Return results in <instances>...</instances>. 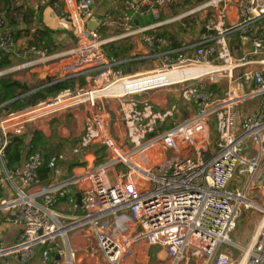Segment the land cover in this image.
<instances>
[{"label": "built area", "instance_id": "2783aa9c", "mask_svg": "<svg viewBox=\"0 0 264 264\" xmlns=\"http://www.w3.org/2000/svg\"><path fill=\"white\" fill-rule=\"evenodd\" d=\"M31 1L0 0V64L7 57L20 61L2 68L0 76L36 68L47 58L43 41L27 43L36 30L28 31L19 15L33 9ZM61 1L75 45L64 56L65 76L53 84L66 79L84 82L33 104L23 101L17 109L7 108L16 98L0 102V224L19 231L11 243L0 240V264H31L37 257L41 264H125L139 246L157 247L168 259L163 264H264V211L247 246L230 238L251 201L245 189L232 186L236 171L254 173L264 154V0H198L196 8L164 20L161 10L177 8L186 0H119L118 9L106 11L96 29L87 26L94 18V0ZM196 13L203 19L189 40L175 45L155 33L159 26L177 22L188 32ZM137 16L154 21L139 26ZM113 27L121 32L105 37L104 30ZM15 32L20 36L14 37ZM132 35H140L147 47L145 58L159 63L152 72L196 67L212 72L106 97L100 93L106 87L139 74L126 73V64L136 59L112 57L107 48ZM224 79L227 91L219 97L209 83ZM250 84L254 88L244 90ZM176 85L181 98L194 103L195 113L166 129H155L176 107L156 109L144 96ZM106 98L122 102L129 147L112 136L100 108V100ZM248 101L256 104L241 116L239 106ZM80 105L88 115L75 151L102 145L106 154L101 163L56 182L39 180L45 164L55 172L56 156L30 152L20 164H10L8 148L15 138L33 126L43 129L58 114ZM252 153L257 160L249 158ZM64 201L71 210L58 211ZM81 228L88 231L81 238L90 250L78 256L72 234ZM224 245L234 246L240 256L234 259L222 250Z\"/></svg>", "mask_w": 264, "mask_h": 264}, {"label": "crops", "instance_id": "0c3cea01", "mask_svg": "<svg viewBox=\"0 0 264 264\" xmlns=\"http://www.w3.org/2000/svg\"><path fill=\"white\" fill-rule=\"evenodd\" d=\"M31 5L33 8L31 10L33 11V14L36 16V18L34 19L33 17H31L32 22L30 24L31 25L30 29L36 30V33H38V31L39 32H43L44 30L48 31V36L44 40L46 41V39H47V40H50V42L48 43L49 46L48 45L44 46L45 49L47 50V54H46L47 58L45 57V59L43 60V62H44V63H42L43 65H39L38 67L33 68V69L19 71L20 72V74L18 75L19 81L26 82L28 80H31L32 77L30 76L29 73H26V72L27 71L34 72V71H38L42 68L40 72L38 71L39 72L38 76L39 77H53V78H55V79H52V80H55L53 82H56L65 76L64 65H63L64 64V56L75 45V38H74V34H73L72 24L69 20L64 19L62 16V13H63L65 7H64V4L61 0H50L49 2H47L45 4H43L42 1H40V0H32ZM118 7H119V0H94V18L93 19H96L97 24H98L99 19L103 16V14L106 11L117 10ZM168 10H165V11L161 10L160 17L162 18V20L168 18L171 15L170 11H168ZM93 19H91L90 21H92ZM136 23L139 26H144V25L140 24L139 21H137ZM167 25L168 24L161 25L157 29L162 30ZM24 26H25V24H24ZM104 31H105V33H107V31H110L109 33H111V34L109 37H111V36H115L118 33H120L121 29L119 27H113V28L106 29ZM36 33H32L31 37L35 34L34 40L30 41L29 43H31V42L33 43L36 41L35 40L37 38ZM122 39L124 40V42H132L133 46H132V48L128 49L127 54L120 55L119 56L120 58H122V59L133 58V59H136L137 61H143L146 59L145 57L148 54V49L142 43V41L140 39V35H132V36L122 38ZM122 39L114 40L112 42H116V41H119ZM179 41H181V40H178L177 43ZM27 43H28V41H27ZM233 43L235 44L234 41H233ZM22 61H25V59H21V62ZM19 62L20 61H16V60L12 59V62L10 64H8L7 66H5L4 69H9L12 65H15L16 63H19ZM41 66H43V67H41ZM128 68H131V67L126 66V73H129L127 71ZM131 72H134L133 68H131ZM201 72H202L201 68H194L192 70H184V71H180V72L171 71V72H167V73H157L156 75L153 73H147V75H145V76H142V77H139V78H136L133 80H129L127 82V84L124 85L125 86L124 91H131V90L138 91V90L143 89V88H155V87H159V86H163L165 84H168L169 81H173L177 78L197 77L198 75L201 74ZM31 84H33V83H31ZM30 87L32 89H36V91H37V90L45 87V85H42L39 87H34V86L30 85ZM213 87H216V89L214 90V93L217 96H219V97L224 96L226 91H227L228 81H227L226 85H224L222 82H220L217 84H213ZM252 88H254V84H250L248 87L244 88V90H248V89L251 90ZM244 90H243V88H241L240 92H244ZM167 91L168 90H165V89H158L157 91H153L150 94H148L149 96H146V94L144 96L145 98L150 100V102L154 105V107L156 109H158V108H171L172 106L176 107L172 117H170L166 122H159L158 121L155 125V129H166V128L170 127L171 125H173L174 123H177V122H180V121L187 119L189 116H191L193 113H195V110H196L193 102H188V101H184V100L181 101L180 97H179L180 99L177 98V100H175L173 103H170V101L167 100V98H166L167 97V95H166ZM180 101L183 102L184 104L183 105L180 104ZM243 104L246 105V107H247L246 111H248L249 109H251L256 104V101H248V102H245ZM100 108H101L103 114L106 116V118L110 122V129L112 131V136L117 141V143L122 145V146H128V147L131 146L130 140L128 138L125 127L123 125V114H124L125 109L123 108L122 102L119 100H116V99H112V98L102 99V100H100ZM239 110H240V108H239ZM244 112H245V110L240 111L239 114L242 116V114ZM87 115H88V113L86 112L84 119H83L82 126L76 135L77 143H76L75 147L73 148L74 155L79 158V163L78 164L76 163L77 165L74 166V168L72 169L71 175L62 176L59 174V167H58L59 162H58L57 166L55 168V172H53V174L51 176V179H52L51 181L56 182V181L62 180L64 178L72 177L75 175H80L86 169L94 167L104 160L106 153H105V149L102 145H93V146H90V147L85 148V149H80L79 152L75 151L78 147L79 140H80L81 135L83 133L85 119H86ZM55 121H56V118L53 119L48 125H46L41 130L44 133L48 132L51 129V126L55 123ZM33 127H35V126H33ZM212 141H213L212 146L215 147L213 144H214V142L218 141V137L216 140H214V137L212 136ZM28 153L29 152H27V149H26V152H24L23 159L26 156V154H28ZM112 173L115 175L114 171ZM68 209L71 210L69 204L66 201L62 202L61 204H59L57 206V210L61 211V212H66ZM122 220H123V218H122ZM118 222H120V221H118ZM18 232L19 231L16 228L12 229L8 225L2 226L0 224V238L7 241L8 243H11L14 241V239L18 235ZM84 234H88V231L84 230L82 228L76 230L74 235L72 234L73 246H76L80 249L78 252V256H82V255H84L85 252H88L90 250L87 247L85 240L82 239L83 238L82 236ZM153 247H155V246H153ZM140 248L143 249L144 247L141 246ZM155 248H157V247H155ZM11 264H15V263L11 262ZM31 264H41L40 258L37 257L36 259H34V261ZM138 264H140V263L138 262Z\"/></svg>", "mask_w": 264, "mask_h": 264}, {"label": "rangeland", "instance_id": "374dc122", "mask_svg": "<svg viewBox=\"0 0 264 264\" xmlns=\"http://www.w3.org/2000/svg\"><path fill=\"white\" fill-rule=\"evenodd\" d=\"M200 3H191L188 5H181L177 8H169L168 11H170L171 15L177 16L184 13L186 10L196 8ZM201 19H203V15L201 13H196L195 17L189 20L190 23V30L182 31L181 30V23L177 22L174 24H169L163 28V32L167 31L169 33L176 34L177 40H189L192 37H194L197 33V28L199 23L201 22ZM162 20V18H160ZM32 30V29H31ZM28 30V31H31ZM110 31H107L105 34V37H109L111 33ZM133 46L132 42H127L125 47ZM128 52V51H127ZM127 54V53H126ZM159 66V63L157 61L151 60V59H145L143 61H138L133 65L134 72H131L129 74H138L143 72H148L156 69ZM43 67V66H41ZM42 69V68H41ZM38 70L39 72L41 71ZM38 71H25L26 73H29L32 77L31 80H28L26 82L19 81L18 75L20 72H10L3 76H0V80L5 81H12L16 80L18 82L24 83L25 85L29 86L32 85L34 87H39L42 85L49 86L53 85L52 79H55L53 77H39ZM157 74L156 72H148ZM167 73V72H166ZM209 79V78H208ZM224 85L227 84V80L221 81ZM33 83V84H31ZM83 83L80 81H77L74 83V87H70L74 89L76 85L81 86ZM1 85V84H0ZM210 89L215 90L216 87H213L212 83H209ZM168 90L166 92L167 100L170 101V103H173L177 98H181L180 89L181 87L179 85L176 86H170L167 88H161ZM157 91V89L153 90ZM153 91H149V93H146V96H149ZM19 90H17L18 93ZM63 91H60L58 93H48L45 92L44 96L40 98L39 100L52 98L58 94H61ZM179 98V99H180ZM38 100V101H39ZM28 100H25V102ZM181 101L183 99L181 98ZM180 101V104H184ZM185 101V100H184ZM30 102V101H28ZM26 102V103H28ZM244 105V106H243ZM23 105L21 104V107ZM8 109H17L20 108V106H11L9 105L7 107ZM240 111H246V105L241 104L239 106ZM87 112V108L83 105L75 106L65 112H62L57 115L55 123L51 126V129L44 133L41 129H38L36 127H31L21 136L24 139L25 145L27 146V152H39L46 156H56L59 162V174L62 176L71 175V171L79 163V158L74 155L73 148L75 147L77 141H76V135L78 131L80 130L84 116ZM211 134L214 137V140L217 139L216 136L217 132L215 128L211 127ZM26 152V150H25ZM256 154L252 153L250 155V159L254 158L257 160V157H255ZM75 163V164H74ZM77 163V164H76ZM122 167V166H121ZM123 168V167H122ZM109 177L113 180L114 174L112 172L109 173ZM262 185H264V154L261 159V161L258 163L257 170L254 171V173H245V174H237L232 182V186L234 188L239 189H245L247 198L251 201H254L255 203L259 205H264V192L262 190ZM263 219V212L255 207L248 206L247 208H244L239 219H238V226L237 228L231 233L230 238L232 242H235L241 246H247L250 242L252 237L254 236L258 226L261 223V220ZM2 240V238H0ZM222 250H227L232 253V257L234 259L238 258L240 256V251L234 248L232 245H224L222 247ZM136 251V252H135ZM133 252L135 254L133 255ZM168 261L167 257H165L164 253L159 254L158 249L155 247H148L144 246L143 249L140 247L138 249H135L131 251L130 257L126 258L125 264H163ZM190 264H197L196 262H192Z\"/></svg>", "mask_w": 264, "mask_h": 264}, {"label": "trees", "instance_id": "16d2710c", "mask_svg": "<svg viewBox=\"0 0 264 264\" xmlns=\"http://www.w3.org/2000/svg\"><path fill=\"white\" fill-rule=\"evenodd\" d=\"M198 0H186L184 2H182L180 4V6L183 5H188L191 3H196ZM22 22H24L25 27L27 30H30V24L32 22L31 17L33 16V11H20L19 13ZM138 17V21L140 24L142 25H149L151 23H153V18L152 17H146V16H137ZM17 23V22H16ZM181 26V30L185 31L183 29V26ZM155 33L159 36L162 37L164 39L167 40H172L174 41V44L177 45V38H176V34L174 33H169L167 31L163 32L162 30L156 29ZM14 37H19L20 33L19 32H15L13 33ZM48 36V31H43V32H39L36 33V41L35 42H31L29 44H36L38 41H44V46H47L48 43L50 42V40L46 41L44 40L46 37ZM48 41V42H47ZM127 42H124V40H119L116 42H111L107 45L108 50L110 51V54L112 57H118L120 55H125L128 51V49L132 48V46L129 47H125ZM49 46V45H48ZM138 62L137 60H131L130 62H128L126 64V66H130L131 68H133V65ZM11 63V59H9L8 57L5 58V60L0 64V70L2 68H4L5 66H7L8 64ZM77 81H80L81 83L84 82L83 79H66L63 81H59L53 85H49L46 86L44 88H41L39 90H37L36 92L32 93V94H28L32 88L25 85L24 83L18 82L16 80H12V81H5V80H0V102H5V101H9L11 99H17L15 102H13L12 104H10L11 106H20L21 104L23 105V101L28 100L30 101V103H36L40 98H42L44 96L45 92H50V93H58L60 91H64L67 88L70 87H74V83H76ZM17 90H19L18 93ZM26 101V102H28ZM214 127V125H213ZM215 128V127H214ZM215 147L217 146V142H214L213 144ZM27 146L25 145L24 139L20 136L14 139L13 141V145H11L8 148V156H9V160H10V164L11 165H17L20 164L23 156H24V152L26 150ZM29 152V151H28ZM46 156V155H45ZM53 174V169L49 168L47 166V164H45L42 169L39 172V180L40 182H47L51 180V176Z\"/></svg>", "mask_w": 264, "mask_h": 264}, {"label": "bare ground", "instance_id": "6f19581e", "mask_svg": "<svg viewBox=\"0 0 264 264\" xmlns=\"http://www.w3.org/2000/svg\"><path fill=\"white\" fill-rule=\"evenodd\" d=\"M196 68H201L202 69L201 74L198 75L197 77L206 76L207 74H209L210 72H212V71H210L211 69H209V68H204V67H196ZM192 69H194V68H184L182 70H174V71L180 72V71L192 70ZM148 72H152V71H148ZM148 72L139 73L137 76H134L133 78H126L123 81H120L118 83H115L113 85H110V86L106 87L100 93L103 94V95H106V97H118V96L126 95V94H129V93H135V92H139V91H143V90H147V89H152V88H143V89H140L138 91H134V90L124 91V89H125V86L124 85L127 84V82L129 80H133V79H136V78L145 76V75H147ZM168 72H171V71H168ZM187 78H196V77L177 78V79H175L173 81H169L168 84H165V85H171V84L176 83L179 80L187 79ZM247 204H248V206L255 207V208L259 209V210L264 211V206H261V205L255 203V202L248 201Z\"/></svg>", "mask_w": 264, "mask_h": 264}, {"label": "water", "instance_id": "95a60500", "mask_svg": "<svg viewBox=\"0 0 264 264\" xmlns=\"http://www.w3.org/2000/svg\"><path fill=\"white\" fill-rule=\"evenodd\" d=\"M88 28L90 29H96L97 27V21L96 19H93L92 21H90L88 24H87ZM205 31V29L203 28L202 32ZM35 35V34H34ZM34 35L28 40V43L30 41H33L34 40ZM129 73H131V68H128L127 70ZM48 86V85H47ZM46 87V86H45ZM44 88V87H43ZM13 102V101H12ZM237 174H240L239 173V170L237 169L236 171ZM77 203L80 205L81 204V195L78 193L77 194Z\"/></svg>", "mask_w": 264, "mask_h": 264}]
</instances>
